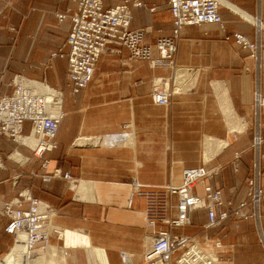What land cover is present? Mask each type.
I'll return each instance as SVG.
<instances>
[{"label": "crops", "instance_id": "1", "mask_svg": "<svg viewBox=\"0 0 264 264\" xmlns=\"http://www.w3.org/2000/svg\"><path fill=\"white\" fill-rule=\"evenodd\" d=\"M4 1H11L12 8L4 7ZM122 1L102 0V4L112 7ZM140 1L145 6L131 7L130 28L146 29L144 37L149 43L170 35L169 0ZM222 1L225 6L219 7V14L223 30L207 23L180 30L175 62L183 71L177 72L176 86H186L171 96L166 108L154 104L150 93L157 78H163L159 88L175 87L170 69L130 61L126 49L100 54L89 84L77 93L71 92L65 79L66 58L50 55L64 43L70 26L69 18L58 21L55 13L72 12L76 0H0V10L4 7L9 19L2 21L0 15V25L15 28H0V93L12 91L11 79L15 75L44 80L64 91L58 144L45 154L49 159L47 167H41L42 159L28 148L0 137V155L4 159L0 204L29 189L33 197L56 209L54 226L61 231L87 234L91 246L103 250L108 264H123L120 251L130 252L133 264H143L149 237L143 219L145 201L136 195L130 198L129 184L134 175L146 185L180 184L183 169L204 165L217 168L218 173L197 183L196 194L202 195L204 186L210 185L233 205L243 200V179L253 171L252 143L257 123L263 138L260 151L264 152V109L258 118L254 113L257 84L264 95V69L257 76L248 51L231 37L224 39L223 33L240 32L254 39L255 29L249 22L255 20L257 0ZM150 7L155 9L150 11ZM260 17L264 23V13ZM122 131H130L131 136L116 145H107L113 141L106 135ZM222 141L226 145L222 146ZM14 150L12 157L19 160L16 164L6 158ZM235 153H239L236 159ZM233 162L238 164L236 171ZM53 169L68 172L72 181H42L40 174ZM219 210L216 208V213ZM243 212L251 214L252 208L248 206ZM3 221L0 253L11 242V235L4 231L6 219ZM206 221V210L198 209L190 214L189 225L174 228L173 232L191 235ZM259 224L264 232V201ZM157 228L166 226L158 224ZM257 229L253 218H229L207 229L203 237L214 235L226 244L229 251L222 264H264ZM232 244L235 252L243 254L232 256ZM44 255L49 264H92L94 258L100 261L88 247L67 246L64 238L55 236Z\"/></svg>", "mask_w": 264, "mask_h": 264}, {"label": "built area", "instance_id": "2", "mask_svg": "<svg viewBox=\"0 0 264 264\" xmlns=\"http://www.w3.org/2000/svg\"><path fill=\"white\" fill-rule=\"evenodd\" d=\"M168 3L172 16L171 34L159 36L153 43L145 41L146 29L130 28L131 7L145 6L140 0H123L112 7H104L102 0H76V7L72 12L55 13L58 21L69 18L70 26L64 43L50 57L66 58L65 79L71 85V92L77 93L89 84L100 54L107 51L119 52L120 49L127 50L130 61L141 60L150 63L152 67L169 68L175 79L177 72L183 71L175 62L182 27L207 23L217 24L221 30L224 29L219 7L225 5L221 0H169ZM154 9L155 7L149 8L150 11ZM262 13L264 0H257V14L253 15L255 21H247L255 29L254 39L240 32L223 33L224 39L231 37L236 44L248 51L254 61L257 76L264 69V23L260 17ZM9 29L15 30L13 26ZM161 83L163 78H157L150 98L154 104L167 108L170 106L171 96L178 91H175V87L159 88ZM11 85L13 89L10 93H0V137H6L29 148L34 156L42 159L41 167L45 168L49 162L45 154L56 149L58 144L56 134L64 116V91L44 80L29 79L23 75H15L11 79ZM262 109L264 95L257 84L254 91V113L257 118ZM26 123H29L27 131ZM124 126L128 127L127 124ZM106 136L110 139L120 138L121 143L131 136V132L122 131ZM26 138L32 139V145L27 143ZM262 140L257 123L252 143L255 152L253 171L245 178L246 197L236 205L225 201L221 191L210 185L204 186L202 195L194 192L197 183L212 179L218 173L217 168L208 169L200 165L183 169L180 184L170 182L164 185H146L140 183L134 175L129 184L130 198L136 195L145 201L143 219L150 239L142 254L143 264H220V238H213V249H209L191 235L173 232L174 228L189 225L190 214L198 209H204L207 213L204 230L216 227L229 218H253L258 226L259 241L264 246V232L259 224L264 196V152L260 151ZM14 152L7 157L18 163L17 158L11 157ZM238 156L239 153H235V159ZM232 166L236 171L237 162H233ZM1 169H4V159L0 155ZM40 177L44 182L54 178L72 181L71 175L68 172L62 173L60 169L40 174ZM248 206L252 208L251 214L243 212ZM218 207L220 210L216 213ZM0 214L6 219L5 232L13 237V243L5 254L18 257L23 264H27L38 253L44 254L51 245L52 237L61 238V230L52 224V219L57 214L56 209L33 197L29 189H23L16 196L4 201ZM158 224H163L166 228L158 229ZM19 234L24 237L21 249L14 248ZM5 254L0 256V262ZM119 254L123 264H133L130 252L120 251Z\"/></svg>", "mask_w": 264, "mask_h": 264}, {"label": "bare ground", "instance_id": "3", "mask_svg": "<svg viewBox=\"0 0 264 264\" xmlns=\"http://www.w3.org/2000/svg\"><path fill=\"white\" fill-rule=\"evenodd\" d=\"M222 4H223V1H222ZM176 75L178 76V74H176ZM179 75H180V73H179ZM180 77H181V75H180ZM186 81H187V79H186ZM185 86H186V84H183L182 86H180V84H177V86H176V81H175V91H179V92L180 91H183L182 88H184ZM231 120H232V118H231ZM234 128H235V125L233 124V130H234ZM26 141H27L28 144L32 145V139L31 138H26ZM111 141H113L112 143H119L120 142V138H113V139H111ZM217 142H219V141H217ZM221 145L222 146L226 145V141H222L221 142ZM64 231L65 230H62L61 231V238L62 239H63V233H64ZM64 236H65V238H67L66 241H67V245L68 246H70L69 244H72V243L74 244V246L75 245H77V246L78 245L86 246V247H88L90 249L91 252L95 253L99 257V260L100 261H98L96 258H94L92 260V264H108L107 258L105 257V254H104L103 250L102 249H97V248L91 246L87 234H85V233H83L81 231H73V232L70 231V232H67L66 235H64ZM23 238L24 237H23L22 234H19L17 236V240H16V244H15L14 248L21 249V247H22L21 241L23 240ZM51 250H53V249H51ZM52 253H53V251H52ZM41 255L44 256L43 254H40V253L34 255V257L32 259H30V261L27 264H41V263H39L41 258L38 257V256H41ZM44 257H46V255ZM46 258H48V257H46ZM43 262H42V264H43ZM47 263L48 264L50 263L49 258H48V262ZM47 263H45V264H47ZM0 264H23V263H22V260L19 259L18 257L16 258V257H13L12 254H9V255H7L6 258H3V261H1ZM54 264H56V263H54Z\"/></svg>", "mask_w": 264, "mask_h": 264}, {"label": "rangeland", "instance_id": "4", "mask_svg": "<svg viewBox=\"0 0 264 264\" xmlns=\"http://www.w3.org/2000/svg\"><path fill=\"white\" fill-rule=\"evenodd\" d=\"M12 6H13V4H12V2L11 1H4V7H8V8H12ZM4 7L0 10V15H1V19H2V21H5V22H8V18L5 16V12H4ZM10 26H12L11 24H2V25H0V28H5V29H7L8 31H11L10 29H9V27ZM175 81H176V77H175ZM179 84V83H178ZM27 124V127H28V125H29V123H26ZM25 131H27V129L25 130ZM15 143V142H14ZM17 144V143H16ZM17 145H20V144H17ZM20 146H22V145H20ZM27 148V147H26ZM29 149V148H28ZM30 150V149H29ZM15 151V150H14ZM14 151H11L10 153H12V152H14ZM31 151V150H30ZM10 153H8L7 155H6V158L7 159H9V160H11L12 162H14L15 164L17 163V162H15V161H13L12 160V158H8L7 156L10 154ZM32 153V152H31ZM33 155V154H32ZM12 157V156H11ZM13 158H15V157H13ZM2 170V169H1ZM248 175H251L250 173L249 174H247L245 177H244V179H243V185H244V187H245V191H246V182H245V178L248 176ZM263 179H264V177L262 178V185L264 186V183H263ZM246 193V192H245ZM263 201H264V196H263V198H262V202H261V208H262V204H263ZM0 207H1V204H0ZM5 217H3L1 214H0V225L2 224L3 225V223H4V221H3V219H4ZM5 227V226H4ZM235 227H236V229H238V224H235ZM258 230V229H257ZM5 231V230H4ZM71 230H65L64 231V233H63V238L65 239V241L67 240V238H65V236L64 235H66V233L67 232H70ZM75 231V230H74ZM205 231L206 230H204L203 229V225H200L199 227H198V229L196 230V231H194L192 234H191V236H193L194 237V239L195 240H198V241H200L201 243H203L205 246H207L209 249H213L212 248V242H213V238H215V236L214 235H210V236H208L207 238H204L203 236L205 235ZM71 232H73V231H71ZM208 234H209V232H208ZM18 236V235H17ZM257 237H258V243L260 244V246H262V249H263V251H262V254L264 255V246L260 243V241H259V230L257 231ZM206 239H208L207 241H206ZM222 241V240H221ZM149 242H150V239H149ZM12 243H13V237L11 236V242L9 243V245L7 246V248H6V250H4L2 253H0V256H2V255H4L7 251H8V249H9V247L12 245ZM66 245H67V241H66ZM70 246H74V244L72 243V244H69ZM68 246V245H67ZM75 246H77V245H75ZM232 246V247H231ZM226 244L224 243V242H222V247L220 248V250H221V254H220V256H221V258H220V264H222V261H223V258L225 257V255L226 254H228V251L229 250H227L226 249ZM229 247H231V250H230V254H232V256H234V255H237V254H243V253H237V252H235V249H234V245L232 244V245H229ZM216 250V249H215ZM44 255V254H43ZM45 256V255H44ZM44 256H38L39 258H41L40 259V262L39 263H41L42 264V262L43 261H45V258L46 257H44ZM7 257V255H5L4 256V258H6ZM44 257V258H43ZM43 260V261H42ZM43 264H45V262H43Z\"/></svg>", "mask_w": 264, "mask_h": 264}]
</instances>
